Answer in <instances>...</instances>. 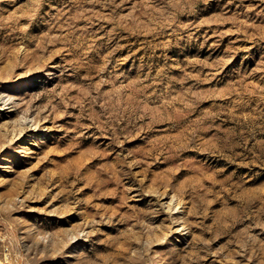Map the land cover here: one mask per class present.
I'll return each mask as SVG.
<instances>
[{"label": "rangeland", "instance_id": "1", "mask_svg": "<svg viewBox=\"0 0 264 264\" xmlns=\"http://www.w3.org/2000/svg\"><path fill=\"white\" fill-rule=\"evenodd\" d=\"M0 264H264V0H0Z\"/></svg>", "mask_w": 264, "mask_h": 264}]
</instances>
